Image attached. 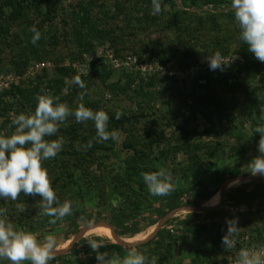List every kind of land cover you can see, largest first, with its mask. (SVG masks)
Wrapping results in <instances>:
<instances>
[{"label": "rangeland", "instance_id": "1", "mask_svg": "<svg viewBox=\"0 0 264 264\" xmlns=\"http://www.w3.org/2000/svg\"><path fill=\"white\" fill-rule=\"evenodd\" d=\"M17 1L21 13L15 18L16 12L7 8L0 20V94L14 85L41 82V92L60 96V102L74 110L79 93L86 91L85 106L104 110L109 116L108 131L119 133L118 141L97 142L93 121L77 123L69 116L66 127L46 137L64 139L57 156L43 161L53 188L55 178L60 184H72L70 173L74 172L93 198L82 202L86 214L138 205L144 215L136 228L127 218L121 222L92 220L89 225L80 220L79 230L72 234L69 217L52 226L46 216L37 213L34 205L39 195L31 200L26 195L16 201L0 198V209H7L4 218L14 228L31 231L38 239L54 235L60 248L55 264L71 258L73 264H97L88 242L79 252L71 251L83 238L135 245L149 260L155 257L156 264H228L226 257L234 254L221 243L226 218L238 219L237 249L264 247V197L238 205L225 198L226 193L248 183L249 190L259 183L264 193V176L248 171V163L259 155L260 134L254 128L264 123L259 119L264 108V63L240 39L231 0H221L219 5L211 0H196L197 4L195 0L187 4L161 0L159 15L152 14V0ZM33 25L41 34L36 44L29 31ZM184 46L191 49L186 54ZM215 52L225 60L235 59L223 70H211L206 57ZM75 75L81 76L86 89L71 84ZM233 84L238 89L228 90ZM36 104L33 108L16 106L5 113L0 135H10L14 116L34 112ZM3 119L6 123L1 127ZM78 141L84 145L92 141V149L99 148L90 154V167L84 160L80 166L60 162V158L75 162L78 155L68 145L77 148L73 143ZM149 151L155 160L146 172L165 168L172 174L173 190H188L197 181L207 183L211 190L218 175L227 179L207 200L200 187L188 192L177 208L157 216L154 209L165 196L151 195L146 184L145 191L135 192L133 184L122 180L126 163ZM239 163L243 165L236 167ZM114 186L126 195L116 193ZM17 204H23L26 211L20 212ZM213 210L220 213L205 216ZM160 230L165 231L163 237L151 241ZM128 251L108 253L123 258ZM220 256L225 259L221 261Z\"/></svg>", "mask_w": 264, "mask_h": 264}, {"label": "clouds", "instance_id": "2", "mask_svg": "<svg viewBox=\"0 0 264 264\" xmlns=\"http://www.w3.org/2000/svg\"><path fill=\"white\" fill-rule=\"evenodd\" d=\"M231 9L240 29V39L248 46V51L261 63H264V0H231ZM162 12L161 0H152V14ZM29 31L34 35L32 43L40 39V32L33 25ZM211 70H223L230 61L225 60L219 52L208 54L206 57ZM71 84L80 89H86L80 75H75ZM86 91H81L77 97L76 107L61 101L60 96H52L47 92L38 93L36 107L29 114L21 113L14 116L9 125L14 127L10 135H0V198L16 201L21 193L30 196L39 195L34 207L39 215L52 217L51 223L63 220L72 214V202L65 199L61 202L53 188L48 170L43 161L52 159L62 150L64 139H46L55 136L61 126H67L69 116H74L77 123L93 121L96 129V141L105 142L109 139L118 141L116 130L108 131L109 116L104 110L93 111L86 107L84 101ZM120 113L116 119H120ZM260 121H264V108L260 110ZM254 133L260 134L257 149L259 155L248 163L251 175L264 176V123H258ZM89 141L85 148L91 147ZM80 147L79 145L77 146ZM143 180L153 196H166L173 191L172 174L165 168L157 171L144 172ZM20 212H25L23 204H17ZM7 209H0V260L10 261V264H49L55 259L60 248L54 235L48 234L38 239L37 234L27 230H17L6 218ZM227 229L222 237V246L234 255L227 256L228 264H264V247L237 249L236 235L238 219L226 218ZM91 249L96 253L97 264H156V258L149 260L135 245L130 247L127 254L120 258L101 251L106 245L103 238H87ZM221 261L224 256L218 257Z\"/></svg>", "mask_w": 264, "mask_h": 264}, {"label": "trees", "instance_id": "3", "mask_svg": "<svg viewBox=\"0 0 264 264\" xmlns=\"http://www.w3.org/2000/svg\"><path fill=\"white\" fill-rule=\"evenodd\" d=\"M184 4H187V0H182ZM213 3H216L217 5H219V3L221 2V0H211ZM193 4H197L196 0L193 1ZM21 4H19V1L17 0H0V20L4 19V17L6 16V12H7V8H11L12 11L11 13L13 14L14 12H16V14L13 17H17L18 14H20L21 12H19L21 6ZM185 49V54L188 53L191 49L189 46H184ZM40 84L37 86H32V85H14L12 86L9 90H4L1 92L0 94V119L2 118H7V116H5V113H7L10 110H13L16 106L21 107L22 109L29 106L31 108H33L35 102L36 101V96L38 93H41L42 90V85L41 82H39ZM235 89H238V85L233 84L231 86L228 87V90L230 91H235ZM251 110L254 109V107H249ZM114 120V119H113ZM6 120L3 119V122L1 123V127L5 125ZM76 146H80L79 148H75V146H72V144H69L68 146H70V150L72 149V151H75L78 156H74V158L76 159L75 162L74 160L71 159H64V158H60V162L66 164L67 161L69 162V164L72 165H78L80 166V164H82V161H86V164H88V167H90V165L93 163V160L90 156V154L92 155V152L99 149H92L91 148H85L83 146H85L82 142L78 141L73 143V145ZM67 154L69 155V157H71V155L69 154V151L67 152ZM68 157V158H69ZM155 160V158H151V152H141L139 153V155H137L136 157V161H128L125 165V167L123 168L122 172H123V182L125 183H129V184H133V186H131L133 188V191L138 192L140 190L145 191L146 189V185L145 182L140 178L142 173L147 171V167L149 166L150 163H153V161ZM243 165V163H239L238 165H236V167H239ZM137 168H141V169H145L144 170H137ZM89 168L86 167V169L84 170V173H86V177L90 176L89 174ZM138 173V174H137ZM71 174V179L73 181L72 184H68V183H63L60 184L58 183V181L55 178V188L56 189V193L58 195L59 200L64 201L65 199L70 200L72 202V214L66 216L65 218L70 219V225L72 227L71 229V233L74 234L76 233L79 228H80V220L85 224V225H89L90 222L93 221H99V220H107V221H113V222H121L124 219H129L132 224H133V228L138 227V223H139V218L144 215V209L141 206H135V205H120L118 207H114L111 212H103V211H97V212H92L90 214H86L87 213V208H83V204L85 200L90 199L91 201L93 200V198H89L88 193L86 191L83 190V186H81L82 184L80 183V181H78V179H76V177H74V172L70 173ZM238 176V174H232L230 176L231 177H236ZM226 177L224 175H218V179L216 180V182H214L215 186L209 190L207 188V183L202 182V181H197L195 182L192 186H190V188L188 190H184V189H174L173 191H171L168 195H166L163 200L164 202L161 203V205L157 208L154 209V212L156 213L157 216H162L165 215L167 212L177 208L179 205H181V200L186 196V194L192 193L194 190L196 191L198 188L201 189V195L203 197V200H207L211 195L213 196L219 189L222 183H224L226 181ZM87 182V181H86ZM85 182V183H86ZM251 184L248 183L243 187H239L235 190H233L232 192L226 193L225 194V198L226 200H228V202H230L232 205H238V204H242V203H246L248 204L249 201H253V200H257L258 198L264 197V193L263 190L260 189V184L257 183L253 189L249 190L248 186H250ZM115 187V192L116 193H120L122 194L123 192H121L120 188L118 186H114ZM203 187V188H202ZM58 188V189H57ZM71 188L73 190H75V192H72ZM88 192L91 191V189L87 190ZM127 191V190H126ZM124 191V192H126ZM132 192V191H131ZM134 192V193H135ZM127 193V192H126ZM122 195H126L125 193H123ZM20 196H25L24 193H21ZM27 197L25 199H29L31 200L33 197L26 195ZM28 201V200H27ZM81 206H78L79 204ZM150 209V208H148ZM220 211L219 210H213L210 212H207L205 214V216H216L217 214H219ZM191 216H197V217H201L202 214L201 213H192ZM49 217L46 216L45 219H47L49 222L50 220L48 219ZM41 221V219H40ZM21 223V222H20ZM51 223V222H50ZM152 224L156 223V220H151ZM55 223H51V225L53 226ZM118 235H123L124 233H120L118 232ZM165 231L164 230H160L156 235L155 238L151 239V241L155 240V239H159L161 237H163ZM87 244V239H81L78 243L74 244V246L71 248V251L74 253L79 252V249L83 246H86ZM106 247L102 248L101 250L103 251H107V252H111L113 254H118V255H123L126 251H128L130 249L129 246H124L122 244L119 243H115V242H108L105 244ZM3 264H10V261L7 260H1ZM57 261V257L55 256V259L52 261H49V264H55V262ZM73 258L68 259L65 264H73L72 263ZM78 262V261H77ZM25 264H30V262H25Z\"/></svg>", "mask_w": 264, "mask_h": 264}]
</instances>
